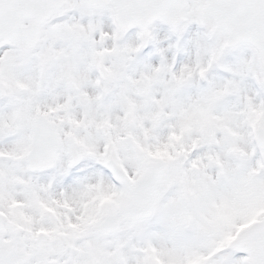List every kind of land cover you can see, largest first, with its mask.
Masks as SVG:
<instances>
[{
  "label": "snow or ice",
  "instance_id": "snow-or-ice-1",
  "mask_svg": "<svg viewBox=\"0 0 264 264\" xmlns=\"http://www.w3.org/2000/svg\"><path fill=\"white\" fill-rule=\"evenodd\" d=\"M0 264H264V0H0Z\"/></svg>",
  "mask_w": 264,
  "mask_h": 264
}]
</instances>
